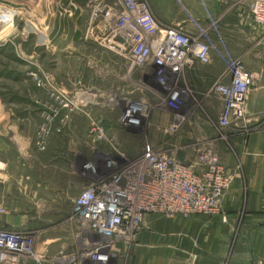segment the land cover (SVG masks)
<instances>
[{"label":"built area","instance_id":"1","mask_svg":"<svg viewBox=\"0 0 264 264\" xmlns=\"http://www.w3.org/2000/svg\"><path fill=\"white\" fill-rule=\"evenodd\" d=\"M176 1L185 12L184 24H160L149 0H88L90 17L85 37L124 57L131 68L152 70L162 108L172 115L164 128L171 135L181 128L192 105L191 90L179 78L197 63L209 64L213 56L219 59L224 71L209 89L223 101L220 116L212 121L217 135L204 144H194L197 153L185 160L175 154L181 146L163 143L125 162L114 158L102 165L95 161L82 163L81 175L86 184L73 198L70 217L77 225L78 247L72 255L59 251L52 258L57 264H114L121 257V247L129 245L153 219L221 213V201L232 175L222 163L215 142H228L224 130L244 122L255 74L233 53L219 18L207 9L204 0L200 1L207 11L208 27L181 0ZM240 1L248 7L253 24L264 29V0ZM79 9L77 0H68L64 12ZM1 17L9 20L13 15ZM55 91H60L53 94L59 105L47 119L51 123L60 120L61 124L51 129L49 123H44L36 140L41 150L47 148L53 132L63 133L69 115L60 116V109L73 111L79 102L88 103L82 97L63 94L66 91L61 88L55 87ZM121 102L120 126L142 127L149 111L147 101L118 95L109 98L113 107ZM89 132L99 141L108 139L101 121L91 122ZM5 214L7 207L0 200V218ZM47 262L37 250L33 231L0 226V264Z\"/></svg>","mask_w":264,"mask_h":264},{"label":"crops","instance_id":"2","mask_svg":"<svg viewBox=\"0 0 264 264\" xmlns=\"http://www.w3.org/2000/svg\"><path fill=\"white\" fill-rule=\"evenodd\" d=\"M77 1L80 9L66 14L71 29L64 33L65 44L50 48L52 71L69 93L86 99L88 103L98 99L104 102L105 97L90 95L82 88L80 92L78 87L93 88V93L97 94L106 92L108 86L114 88L117 84V54L85 37L90 8L88 0ZM149 1L160 24L186 23L185 14L173 0ZM215 3L217 6H212L214 14L233 24L234 33L228 43L234 54L242 58L245 67L255 74V83L244 122L239 127L230 126L224 130L228 142H215L222 163L232 175V183L221 201V213L148 222V225L161 222L162 247L169 249L168 257L164 258L166 264H264V29L255 27L248 7L240 0H216ZM200 66L201 72H197L195 65L187 70V75L191 79L194 76L203 88L206 87L203 74L212 71V66L219 68L214 71L218 77L224 71L222 64ZM221 106L220 98L207 102V107L215 111H220ZM68 128L67 135L52 140L62 145L80 143L84 157V138L72 136L86 134V131L78 127ZM215 130L211 132L213 137L217 135ZM61 159L54 147L40 151L19 146L3 153L0 159V200L7 207V214L0 218V226L9 228L11 223H18L9 212L19 214L25 211L31 197L36 198L34 206L29 207L33 213L58 215L72 212V206L59 208L58 203L76 196L86 180L81 175L78 157ZM73 224L77 231L74 222L70 225L71 233L60 230L56 235H48L43 245H37L38 251L53 257L54 250L50 248L65 243V240L78 245Z\"/></svg>","mask_w":264,"mask_h":264},{"label":"rangeland","instance_id":"3","mask_svg":"<svg viewBox=\"0 0 264 264\" xmlns=\"http://www.w3.org/2000/svg\"><path fill=\"white\" fill-rule=\"evenodd\" d=\"M173 1L185 14L179 3L176 0ZM215 1L204 0L207 9L213 14L212 6H217ZM181 2L208 27L207 11L200 0H181ZM67 5L68 0H0V15L6 16L8 13L13 15L9 20L2 19L0 16V159L7 150L14 151L19 146L27 150L40 151L54 147V151L58 153L59 158H62L61 160L63 157L64 160H69L74 156L78 157L77 161H81V165L86 161H95L102 165L108 159L117 158L123 162L132 160L165 141L181 146V149L175 152L177 158L185 160L194 157L197 152L193 145L199 144V141L204 144L213 138L214 135H211V132L215 126L212 121L218 119L223 108L222 99L215 93H209L210 87L220 79L214 75V71L219 68L212 66V71L209 70L203 74L206 76L205 88L199 85L197 79L194 80V76H191L193 79L188 77L187 70L190 68L186 69L179 78L181 84L191 90L190 103L192 105L181 128L171 135L165 132L164 128L171 122L172 115L162 108L161 98L157 96L158 86L154 73L151 69L142 67L131 68L127 60L118 54L117 84L114 88L108 86L105 88L106 92L97 94L93 93V88L78 87L80 92L82 88L83 92H89L90 95L99 98L105 97L106 100L102 102L98 99L86 105L85 102L83 104L79 102L73 111L61 108L60 116L69 115L62 128L63 133L53 132L45 150L37 146V136L44 123H49L52 126L51 129L61 124L60 120H54L51 123L47 119V116H51L55 107L59 105L53 94L55 92L60 94V91H55V87L66 91L63 94L74 95L55 79L51 65L53 62L50 60L52 57L50 48L64 45L66 40L64 33L67 29H71V22L66 20L68 17L64 12ZM214 15L219 18L226 40L229 42V37L234 33L233 24L226 22L223 16ZM230 48L233 51L231 46ZM211 63L222 64L224 68V64L214 56ZM201 64L197 63L196 67ZM200 67L197 72H201ZM113 95L147 101L149 111L142 127L126 129L120 126L118 119L124 102L114 107L111 106L109 98ZM219 98L222 103L220 111L207 107L208 101L219 100ZM94 120L105 124L108 131L107 140L99 141L90 134V124ZM68 127L83 128L86 131V134L72 136L78 139L84 138L86 142L83 149L84 157L81 154L80 143L62 145L52 140L56 136L66 134ZM74 197L66 199L65 202L59 201L61 202L58 203L59 208L67 209L72 206V212L58 215L33 213L29 207L34 206L36 198L31 197L27 201L28 207L25 211H20L19 214L9 212L18 219V223H11L8 227L33 231L38 246L45 243L48 235H56L60 230L66 231L67 234L68 231L71 233L70 225L74 221L70 220V217L73 213ZM164 219L159 218L158 220ZM160 223L149 224L132 239L129 245L122 246L121 257L114 264H166L164 258L168 257L169 249L162 247ZM73 226L75 230V224ZM50 250H54L52 253L54 255L61 250L65 255H72L76 252L77 245L74 241L65 240V243L53 246ZM54 255L51 256L55 257ZM43 256L47 258L48 264H57L52 260L53 257Z\"/></svg>","mask_w":264,"mask_h":264}]
</instances>
